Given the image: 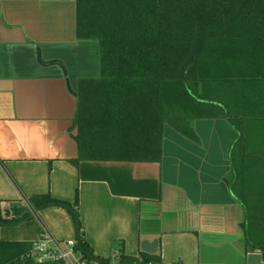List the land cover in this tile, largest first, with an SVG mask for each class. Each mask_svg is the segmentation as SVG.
<instances>
[{
    "label": "crops",
    "instance_id": "1",
    "mask_svg": "<svg viewBox=\"0 0 264 264\" xmlns=\"http://www.w3.org/2000/svg\"><path fill=\"white\" fill-rule=\"evenodd\" d=\"M46 29L31 1L0 0L2 217L19 216L33 194L72 203L77 193L83 237L96 257L119 255L121 248L138 256L140 241L156 238L161 264H264L242 228L250 199L259 205L249 210L264 212V65L234 80L216 114L191 121L195 138L165 125L159 161L74 162L76 99L59 67L37 63L36 47L65 62L76 90L79 78L98 75L99 46L71 35L65 40L58 30L48 38ZM255 166L262 170L259 186L247 190L251 176L244 171ZM236 168L243 172L237 190ZM41 225L59 241L75 239L69 211L50 205L1 225L0 240L31 243Z\"/></svg>",
    "mask_w": 264,
    "mask_h": 264
},
{
    "label": "trees",
    "instance_id": "2",
    "mask_svg": "<svg viewBox=\"0 0 264 264\" xmlns=\"http://www.w3.org/2000/svg\"><path fill=\"white\" fill-rule=\"evenodd\" d=\"M74 2L75 38L96 40L99 46L98 75L77 80L74 162L159 161L165 125L195 138L191 121L216 114L234 80L264 65V0ZM260 170L244 171L251 176L244 184L247 190L259 186ZM242 173L236 168L232 189H238ZM77 198L76 193L71 203L49 193L33 194L26 198L30 209H17L19 216L4 218L0 208V226L36 216L46 206H62L75 224V249L88 259L108 262L94 256L83 237ZM255 200L250 199V208L246 205L242 228L248 248L259 249L264 257V212L249 210ZM30 248L29 242L0 240V264H37L26 255ZM120 250L121 261L161 264L158 252L134 256Z\"/></svg>",
    "mask_w": 264,
    "mask_h": 264
},
{
    "label": "water",
    "instance_id": "3",
    "mask_svg": "<svg viewBox=\"0 0 264 264\" xmlns=\"http://www.w3.org/2000/svg\"><path fill=\"white\" fill-rule=\"evenodd\" d=\"M24 1H31L32 3H34V7L36 8H38V6L39 7H42V6L46 7L47 5H49L50 7L52 6L55 8V11L61 15V16H53L51 18L50 21L55 26L53 27V31H50V32L48 31L49 32V35H47L48 38L51 36L58 35L56 34L57 30L59 34L65 35L67 37L65 40H68V36L70 35H71V38H70L71 40L75 38V2L74 0H24ZM41 17H42L43 24L45 22L46 23L48 22V18L46 16L41 15ZM61 25H63V28L61 27ZM36 61L41 66L56 65L57 67H59L65 78V84H66L67 90L69 91V93L74 95L76 99V90H73V88L70 85V82L68 79V69H67L65 62L61 58H57V57L45 58L42 54L41 47L37 46L36 47ZM157 242L158 241L156 238L152 240L143 239L140 241V250L143 252H147V253H155L157 249Z\"/></svg>",
    "mask_w": 264,
    "mask_h": 264
},
{
    "label": "built area",
    "instance_id": "4",
    "mask_svg": "<svg viewBox=\"0 0 264 264\" xmlns=\"http://www.w3.org/2000/svg\"><path fill=\"white\" fill-rule=\"evenodd\" d=\"M23 203L30 209L26 199ZM35 263H58V264H134L121 261L117 253H112L108 262L96 259H88L83 253L75 249V240L59 241L41 225L38 237L31 242V248L26 254Z\"/></svg>",
    "mask_w": 264,
    "mask_h": 264
},
{
    "label": "rangeland",
    "instance_id": "5",
    "mask_svg": "<svg viewBox=\"0 0 264 264\" xmlns=\"http://www.w3.org/2000/svg\"><path fill=\"white\" fill-rule=\"evenodd\" d=\"M34 9H37V12L38 13H40L42 16H46L47 18H48V22L45 24H43V26H44V28H49V32L50 31H53V27L55 26V25H53V23L50 21L51 20V18L53 17V16H61L59 13H57L56 11H55V8L54 7H50L49 5H47L46 7H39L38 6V8H36V7H34ZM47 24H48V26H47ZM30 28V27H29ZM31 29V28H30ZM47 30V29H46ZM47 32H48V30H47ZM51 34V33H50Z\"/></svg>",
    "mask_w": 264,
    "mask_h": 264
}]
</instances>
